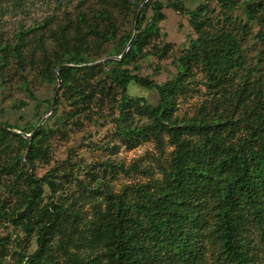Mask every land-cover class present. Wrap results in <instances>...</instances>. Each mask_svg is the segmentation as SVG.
Segmentation results:
<instances>
[{
  "label": "trees",
  "instance_id": "obj_1",
  "mask_svg": "<svg viewBox=\"0 0 264 264\" xmlns=\"http://www.w3.org/2000/svg\"><path fill=\"white\" fill-rule=\"evenodd\" d=\"M216 1L223 7L233 6V0ZM109 2L120 10H128L133 5L130 0ZM149 5L152 16L141 28L143 11ZM167 6L190 16L198 33V37L190 41L187 53L178 58L177 75L172 81L158 84L125 67L158 34L157 22L163 17L162 4L151 3V0L146 2L138 17L137 14L133 17L134 22L137 18V31L122 60L58 70L61 88L56 107L48 119L56 114L63 98L71 108L68 121L81 115L91 120L93 109L108 107L118 113L122 123L129 121L132 114L147 119L144 125L127 126L129 136L125 141L129 147L150 140L161 146L163 135L172 146L170 160L159 180L126 186L119 194H108L104 211H96L88 243L100 252L95 258L97 264H101L100 258L105 264H197L206 250L214 246L217 260L227 264H253L249 250L254 249V243L247 240L248 232L253 230L264 236V123L251 126L245 120H238L244 123L245 131L234 138V127L239 123L208 124V121L196 120L178 125L173 120L175 97L192 65H200L207 75L209 72L213 76H223L242 63L240 44L229 31L211 33L200 29L197 19L204 17L205 7L186 11L175 2ZM246 15L249 20L253 17L249 12ZM256 21L264 25V16ZM69 27L67 24L52 32L56 50L50 54L44 50L42 42L38 43L42 52L41 71L47 80H55L54 70L58 66L87 65L99 60V57L90 58V42L97 49L114 42L116 27L107 9L93 13L91 20L79 13L72 36ZM260 37L264 40V34ZM131 38L121 37L116 43L117 54L110 52L107 57L120 56ZM26 48L22 32H18L13 44L0 42V90L6 91L13 81L8 74L11 58L19 75L18 88L28 100L34 101L24 74L32 63V58L25 54ZM152 48L158 57L163 55L161 48ZM132 82L146 90H155L157 105L130 99L127 88ZM14 104L18 108L27 105L22 100ZM0 126L31 134L37 124L16 127L0 122ZM46 130L43 123L30 139H26L0 128V153L12 154L11 143L17 145L13 154L19 155L9 169L21 165L19 172L32 187L30 196L33 199L38 196L34 188L38 183H44L53 191L49 173L40 179L34 174L35 161L49 154ZM61 215V208L50 201L45 223L36 230L37 249L27 258L26 264H42L50 251L52 230ZM12 223L16 224L13 220ZM69 255L77 264H88L81 257Z\"/></svg>",
  "mask_w": 264,
  "mask_h": 264
},
{
  "label": "rangeland",
  "instance_id": "obj_2",
  "mask_svg": "<svg viewBox=\"0 0 264 264\" xmlns=\"http://www.w3.org/2000/svg\"><path fill=\"white\" fill-rule=\"evenodd\" d=\"M109 1L0 0V42L13 44L18 32H22L27 42L25 54L32 58L24 74L35 97L34 101L28 100L18 88L19 75L10 58L8 74L13 81L6 91L0 90V122L22 127L38 125L45 117L57 88V80L55 77L54 81H50L43 76L40 65L42 52L38 43L42 42L48 54L56 50L52 32L68 24L72 36V27L77 23L79 13L91 20L93 13L102 9L111 11L116 33L114 42L98 49L90 42V58L99 57V60L87 65L69 64L72 66L69 68L90 67L100 64V61L113 60L107 55L110 52L117 54L116 43L121 37L133 35V17L138 11L140 14L146 3L130 0L133 5L128 10H120ZM153 2L162 4L163 17L157 22L158 34L132 63L125 66L133 74L158 84L172 81L177 75L178 58L187 53L190 41L198 37L190 16L169 8L167 5L171 2L186 11L205 7L204 17L197 19L201 23L200 29L211 33L217 30L231 32L239 41L242 54V63L223 76H213L209 72L207 75L200 65H192L175 97L174 122L178 125L196 120L208 121V124L239 123L238 127H234V138L242 136L245 131L244 123L238 120H245L251 126L264 123V40L260 37L264 34V25L256 21L264 16V0H233V6L229 8L221 6L216 0H151ZM248 12L253 16L251 20L246 15ZM143 13L141 28L152 16L151 5ZM152 46L161 48L163 55L158 57ZM61 66L68 67L66 64ZM127 95L132 100L142 99L151 106L158 103L155 90H146L133 82L127 88ZM17 100L25 101L27 105L15 107ZM70 110L63 98L56 114L48 119L52 111L45 118L46 128L51 130H46L49 154L47 158L35 161L36 178L49 173L53 191L44 183H38L34 186L38 196L31 198L32 187L19 172L21 165L9 169L19 155L13 154L17 145L11 143L12 154L0 153L2 264L28 263L27 258L37 249L36 230L45 223L50 201L61 208L62 215L52 230L50 251L44 256L42 264H77L69 254L81 257L88 264H97L95 258L100 252L89 246V230L97 218L96 211L106 208L108 194H119L130 185L154 183L161 178L163 168L168 165L172 146L166 136L163 135L161 146L150 140L129 147L125 141L129 136L127 126L144 125L145 117L132 114L129 121L122 123L116 111L104 107L102 110L93 109L91 120L81 115L68 121L66 118ZM247 240L254 243V249L249 250L253 264H264V236L251 230ZM216 253V246L210 247L197 264H227L217 260ZM100 262L105 264L104 259L100 258Z\"/></svg>",
  "mask_w": 264,
  "mask_h": 264
},
{
  "label": "water",
  "instance_id": "obj_3",
  "mask_svg": "<svg viewBox=\"0 0 264 264\" xmlns=\"http://www.w3.org/2000/svg\"><path fill=\"white\" fill-rule=\"evenodd\" d=\"M147 1H148V0H145V1H144V4H145ZM138 15H139V11L137 12V17H138ZM136 22H137V18H136V20H135V22H134V28H133V35H132V38H131L130 41L128 42V44H127L125 50L123 51V53H122L120 56H118V57H112V58H110V59H113V60H117V61H118V60H122V59L124 58L125 54H126L127 51L129 50V48H130V46H131V44H132V42H133V40H134V38H135V34H136V31H137ZM98 63H102V61H100V62H98ZM60 67H64V66H60ZM60 67H59V68H60ZM68 67H72V66L68 65ZM59 68H57V70L55 71V77H56V80H57V88H56V91H55V93H54V97H53V99H52L51 105H50L49 110H48V112L46 113L45 117L42 118V120L39 122V124H38V125L36 126V128L34 129V131H33L31 134H22V133L17 132V131H10V130L5 129L4 127L0 126L1 129H4V130H7V131H10V132L13 133V134L23 135L25 138H31V137H32V135L37 131V129H38L40 126H42V124L44 123L45 118H46L48 115H50V114L52 113V111H53V109H54V107H55L56 100H57V95H58V92H59V90H60V88H61V79H60V76H59V74H58V70H59Z\"/></svg>",
  "mask_w": 264,
  "mask_h": 264
}]
</instances>
